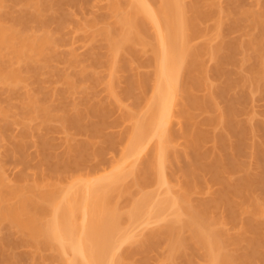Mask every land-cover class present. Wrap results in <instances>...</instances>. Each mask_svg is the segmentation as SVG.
<instances>
[{
	"label": "bare ground",
	"instance_id": "1",
	"mask_svg": "<svg viewBox=\"0 0 264 264\" xmlns=\"http://www.w3.org/2000/svg\"><path fill=\"white\" fill-rule=\"evenodd\" d=\"M80 1L0 0V264H150L155 254L156 264H264V123L248 114L239 120L245 101L264 94V11L244 0L222 8L220 0H103L112 22L81 24L66 9L80 12ZM70 21L84 43L99 39L105 53L95 43L82 60L59 54L67 40L55 33ZM209 21L213 29L204 33ZM224 31L239 36L229 40ZM202 33L214 45L197 44ZM147 53L153 86L137 115L122 100L147 93L150 78L124 74L142 67ZM98 86L106 98L92 102L88 92ZM77 92L84 96L70 105ZM113 103L133 123L129 139L110 170L83 174L104 159V144L121 140L104 136ZM54 124L69 136L62 155L50 134L37 136ZM71 131L86 140L72 143ZM33 144L34 175L9 179L1 157L28 166ZM167 164L178 166L169 177ZM149 188L161 189L162 199L153 202ZM151 221L161 225L131 234ZM21 247L29 251L14 253Z\"/></svg>",
	"mask_w": 264,
	"mask_h": 264
},
{
	"label": "rangeland",
	"instance_id": "2",
	"mask_svg": "<svg viewBox=\"0 0 264 264\" xmlns=\"http://www.w3.org/2000/svg\"><path fill=\"white\" fill-rule=\"evenodd\" d=\"M82 2H83V0H81ZM80 1V2H81ZM243 1V0H242ZM189 3L190 2V0H186V3ZM216 2H217V0H216ZM220 2V3H219ZM218 2V4H220L219 6H223V7H226V4L228 3L227 2V0H220ZM84 3L85 4H83L82 5V8L80 9L81 11L79 12V11H77V10H74L73 9V7L71 8V10H70V7H71V5L70 6H68L69 7V9L68 8H66L67 9V12L69 13V12H71L69 15L72 17H70V19H71V21H75L74 23H83V21H84V19L86 18V19H94V21H101L102 20V22H104V21H108V22H110L111 20H112V18H109V15L110 16H112V14L111 13H109L108 12V9H106V2L105 1H103V0H84ZM86 3H87V5H86ZM88 4H89V7H88ZM217 4V3H216ZM242 4H244L243 6L244 7H248L249 9H251L252 11H254V12H260V11H264V0H244L243 1V3ZM79 5V4H78ZM81 5V4H80ZM84 5H86L85 7V9H83V7H84ZM228 5V4H227ZM222 6H221V8H222ZM87 7H88V9H87ZM75 8H76V6H75ZM80 8V7H79ZM78 8V9H79ZM18 9H20V8H18ZM64 9V8H63ZM66 9H64V10H66ZM87 9V10H86ZM224 9V8H223ZM17 10V9H16ZM21 10V9H20ZM63 10V11H64ZM83 10H86V11H83ZM74 12V13H73ZM82 12V13H81ZM85 12V13H84ZM66 13V12H65ZM68 13H66V14H68ZM83 14V15H82ZM74 17H73V16ZM84 18V19H83ZM86 19H85V21H86ZM92 19H91V21H92ZM231 19H229V18H227V20H226V23H228V21H230ZM69 22V24H68V26L66 27V25H65V28H63L64 29V31H63V29L60 31L61 33H55L56 35V39H58V37H64L63 39H64V42H65V40H67L65 43H67V45L65 44L64 46L62 45L61 46V48H59L58 49V51H59V54H61V53H65L66 54V52L67 53H69V52H73L75 55H77L78 57H79V59L80 60H82L83 59V57H84V59L87 57V53L89 52L90 53V51H91V45H94L95 43V47H98V49L97 48H95V49H97L101 54H104L105 53V49H104V43H102L99 39H97L96 41H95V43H93V44H86V43H84V39H83V34L82 33H79V31H77L76 32V29H75V27H74V24H72V22ZM90 21V20H89ZM112 22V21H111ZM81 23V24H82ZM86 23V22H85ZM83 24V25H86V24ZM89 23V22H88ZM105 23V22H104ZM211 23H212V25L214 24V22H211V21H209V23L208 22H205V25H204V23L202 24V25H204V26H202L201 25V29L203 30V29H205V30H203V32L204 31H206V29L208 28V29H210V27L213 29V26L211 25ZM225 23V22H224ZM89 24H91V23H89ZM53 26H55V24H52ZM77 25H79V24H77ZM88 25V24H87ZM228 25V24H227ZM76 26V25H75ZM78 28H79V26H77ZM50 28H51V25H50ZM55 28V27H54ZM225 28V27H224ZM207 29V30H208ZM212 29H210L211 31H212ZM225 30H226V28H225ZM229 30V29H228ZM63 32V33H62ZM209 32V31H208ZM225 32V31H224ZM238 32V33H237ZM205 33V32H204ZM226 33V32H225ZM203 34V33H202ZM207 34V33H206ZM209 34H210V32H209ZM205 35L203 34V36L201 37V38H198L195 42H197V44L199 43V42H201V43H199V44H207L208 46H212V45H214V44H209L210 42H208V41H210V40H207L206 38H203ZM239 36V31H228L227 33H226V37L230 40V39H235V38H237ZM208 37V36H207ZM225 37V38H226ZM224 39V40H228V39ZM60 39V38H59ZM214 40V39H213ZM213 40H211V43H212V41ZM222 40V39H221ZM83 41V42H82ZM193 41V42H194ZM218 42H219V39L217 40ZM63 42V43H64ZM215 42V40L213 41V43ZM218 42H215V44H217ZM195 44V43H194ZM208 53V52H207ZM205 56H204V63H205V65L207 66V68L208 67H211L212 68V66H213V62L211 61V60H209L210 59V57H209V55L208 56H206L207 54H204ZM150 56H149V54L147 53L146 55H142L141 57H140V62H144V61H146L148 58H149ZM203 60V59H202ZM145 63H147V62H145ZM203 63V64H204ZM145 65L146 64H142L141 66L142 67H139V69L138 70H134V71H132V72H126V74H124V75H126V77H128V76H131V75H135V74H142V73H144L143 75H145L146 77H147V74H148V77H149V73L151 74V72H152V68L151 67H149L148 65L145 67ZM204 65V66H205ZM143 66L145 67V68H143ZM205 66V67H206ZM60 68L59 69H65V68H67V67H63V66H59ZM62 67V68H61ZM105 68V67H104ZM104 68H101L100 70H99V72L101 73V75L102 76H104V74H105V69ZM142 68V69H141ZM66 70H67V72H72V70H68V69H65L64 71L66 72ZM140 70V71H139ZM232 70V69H231ZM237 70V69H236ZM235 70V72L237 73V71ZM139 71V72H138ZM231 72V71H230ZM233 72V71H232ZM131 73V74H130ZM238 74V73H237ZM237 74L235 75L234 73H232V75L234 76V77H237ZM123 75V76H124ZM152 75V74H151ZM125 77V76H124ZM123 77V78H124ZM151 77V76H150ZM149 77V78H150ZM233 77V78H234ZM148 78V79H149ZM211 79H212V77H211ZM58 80V79H57ZM151 80V78L148 80V83L147 84H149V85H145V90L147 91V93H144V91L142 92V93H140V92H137L136 93V100H135V98H125L124 97V99L122 100L123 101V104L125 105V107H127V108H125L127 111L129 110V111H133V112H135L137 115H141L143 112H144V108H145V103H143L142 101H144L145 102V98H147V97H150L151 96V92H152V86H153V83H152V81H150ZM53 81H54V83H56V79L54 80V78H53ZM123 81H124V79H123ZM54 83H51V84H53V86L55 87V88H57V87H59L60 88V85L59 84H57V83H59V82H57L56 84H54ZM124 83V82H123ZM121 81L118 83V88L116 87V89L119 91H117V93L119 94L120 93V95L119 96H122L123 95V90L125 89L124 87H125V85L123 84ZM152 85V86H151ZM51 86V85H50ZM51 87V88H54V87ZM148 86V87H147ZM61 88H62V86H61ZM149 88V89H148ZM151 88V89H150ZM145 91V92H146ZM151 91V92H150ZM1 93V92H0ZM90 93V94H89ZM122 94V95H121ZM143 94V95H142ZM144 94H147L146 96H144ZM200 94V95H199ZM202 94H205L204 93V91H200V92H198V95L199 96H203ZM255 94V95H254ZM253 94V98L250 100V101H245V103H244V109H245V114H241V116L239 117V120L240 121H244L245 119H247V117H248V115H252V117H253V122L254 123H256V124H258V123H264V94L262 93L261 94V92H257V93H254ZM260 94V95H259ZM2 95H3V93H2ZM88 95L89 96H91L90 98L92 99V102L93 101H98V100H102L103 101V99L104 98H106V94H105V89H104V87L103 86H98V88H96V89H94V91L93 90H89V92H88ZM141 95H142V97H141ZM84 96V94L82 93V92H77L76 94H74L70 99H69V101H68V103L71 105V104H74V102H78V103H80V100H81V98ZM2 97H5V96H2ZM93 97V98H92ZM96 100H95V99ZM122 98H123V96H122ZM141 98H142V100H141ZM94 99V100H93ZM106 100V99H105ZM139 100V101H138ZM142 102V103H141ZM75 103V104H76ZM77 103V104H78ZM97 103V102H96ZM110 103H112L111 101H110ZM1 104V103H0ZM108 104V103H107ZM115 106H116V109H115V107L113 108V110H111V109H109V113H108V115L106 116V119H105V121L108 119V123L106 124V122H105V128L103 129L105 132H104V136L105 137H112L113 136V139H115L116 137V141H118V139H121V140H119L118 142H114L113 144V146L112 145H109V146H112V147H108L107 146V144H104V147H105V149H104V159L101 161V163L98 161V165L97 164H95V161H94V164H95V167H94V164L93 165H91V164H88L87 166H89V167H84V168H82L81 169V171H82V173L83 174H86L87 173V171L88 172H94L93 170H99L98 172H104V170H107L108 171V168H109V170H110V166H111V164H112V162L114 163V159H116L117 160V158H118V156H119V154H120V152H121V150H122V148H123V146L125 145V142H127V140L129 139V132L131 131V129H132V127H133V123H131V121H126L125 120V117L122 115L123 113H125V112H127V111H125V109H123L124 107H122V111H121V108L119 107V109L117 108L118 106L115 104V103H113ZM113 105H111V107H112ZM135 106V107H134ZM129 108V109H128ZM247 108V109H246ZM125 112H124V111ZM247 110V111H246ZM110 111H112V112H110ZM123 112V113H122ZM112 113V114H111ZM248 114V115H247ZM246 115V116H245ZM200 118H199V117ZM197 117H198V119H201V120H203V119H205V117H204V115H201L200 113H198V115H197ZM202 117H203V119H202ZM122 118V119H121ZM125 121H124V120ZM201 120H199V121H201ZM130 122V123H129ZM175 124H174V130L175 131H178V125L176 124V122H174ZM54 126L55 127H52V129H51V131H49V132H46V131H48V130H45V129H41V130H39L38 131V134H37V136L39 135V136H46V137H51L53 140L51 141V142H54V147H55V149H54V152L56 153V154H61L62 155V152L64 151V149H66L65 148V146H67V145H65V140H66V138H68L69 136L67 135V133H65L64 131H61V128H59L58 126H56V124H54ZM132 126V127H131ZM172 126H173V123H172ZM58 130V131H57ZM13 134L14 136L17 134L18 135V133H19V129L17 128V127H13V130H12V127H11V130H10V134ZM40 133V134H39ZM45 133V134H44ZM105 133H106V135H105ZM48 134H50L49 136H48ZM68 134H69V132H68ZM70 134H72V137H73V139H72V143H74V144H76L77 145V143H80V142H83V140H86L85 138H86V136L87 135H84V133H78V132H76V131H71V133ZM69 134V135H70ZM82 134V135H81ZM68 136V137H67ZM85 136V137H84ZM119 136V137H118ZM50 137H49V139H50ZM70 137H71V135H70ZM71 137V138H72ZM97 139V138H96ZM112 139V138H111ZM30 140V139H29ZM31 140H34V139H31ZM30 140V141H31ZM73 140H74V142H73ZM95 140V139H94ZM29 141V142H30ZM97 141H99V140H97ZM96 141V142H97ZM102 141V140H101ZM101 141H100V145H101ZM33 142V141H32ZM31 142V143H32ZM75 142H77V143H75ZM34 143V142H33ZM181 143H180V141H179V145H180ZM29 145V144H28ZM27 145V155H28V159L31 157V159H30V163H28V166H27V164L23 167L22 165H19V164H17L16 162H15V160H13V159H11L12 157H1L2 158V163H3V167H4V169H5V172H6V176L9 178V179H11V180H13L21 171H24V173L25 174H28L30 177L31 176H33L34 175V173H35V170H34V167H35V165L37 166V164H39V161H38V157H37V152L35 151L36 150V148H35V146H34V144H33V146L34 147H29ZM107 146V147H106ZM206 146L207 147H209L210 146V143H207L206 144ZM28 147H29V149H28ZM103 147V146H102ZM103 147V148H104ZM182 146L180 147V146H178V147H176V150L177 151H181L182 149ZM181 149V150H180ZM2 151V150H1ZM53 151V150H52ZM36 153V154H35ZM53 153V152H52ZM56 154H54V155H56ZM249 158H247V160H246V162H248L249 164H250V162H249V160H248ZM38 162V163H37ZM97 162V161H96ZM37 163V164H36ZM251 164H252V162H251ZM97 165V166H96ZM253 165V164H252ZM167 168H166V171H167V174L169 173H171L172 171H174L175 169H177L178 168V166L176 167V166H169L168 164H167ZM172 167V168H171ZM174 167H176L174 170H173V168ZM95 168V169H94ZM84 169H86V170H84ZM106 171V172H107ZM169 174H168V177H169ZM173 174H174V172H173ZM172 173H171V175H173ZM170 175V177H172ZM127 182H129V179L127 180ZM149 190H153V192H154V196H153V202H157V201H159L160 199H162V196H161V189H153V188H149ZM195 200H199V199H201V198H203V196L201 195H196V196H194L193 197ZM123 201V200H122ZM167 214L168 213H166L165 214V216H167ZM170 217V216H169ZM168 218V217H167ZM161 225V222H155V221H151L150 222V224L149 225H138V226H136V227H134L133 229H131V234H133V235H136V236H138V235H140V234H142L143 232H147V231H149V230H152V229H155V228H158L159 226ZM3 227H2V231H1V235H3L4 233H6V232H4V231H6V226L7 225H5V224H3L2 225ZM7 231H8V229H7ZM163 244H161V246H160V249H162L163 248ZM159 249V250H160ZM15 252L14 253H17L18 255H23V254H25V253H27L28 251H29V249H27V248H25V247H21V248H17V249H15L14 250ZM47 254H49V253H47ZM155 254V253H154ZM153 255V254H152ZM49 256V255H48ZM155 256L156 257H158V254H155ZM155 256H153V257H151L152 258V260H150V264H156V261H155V259H156V257ZM138 259V258H137ZM136 259V260H137ZM157 260V259H156ZM29 264V262L27 261V260H25L22 264ZM198 264H205L204 263V261H199V263Z\"/></svg>",
	"mask_w": 264,
	"mask_h": 264
}]
</instances>
